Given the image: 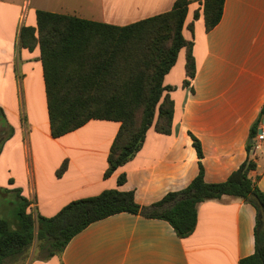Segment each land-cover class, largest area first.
<instances>
[{"label":"crops","instance_id":"obj_1","mask_svg":"<svg viewBox=\"0 0 264 264\" xmlns=\"http://www.w3.org/2000/svg\"><path fill=\"white\" fill-rule=\"evenodd\" d=\"M175 2L35 0L30 8L32 0L23 6L0 0V215L16 212L19 197L26 198L37 235L39 216L52 218L106 190L134 192L136 202L150 208L197 177L191 135L202 145L207 183L227 181L251 157L257 168L249 177L264 193V144L256 151L251 138L264 110V0H225L222 19L209 32L203 8L190 5L184 36L196 74L188 78L182 49L164 79L171 87L164 95L174 101L172 132L150 128L140 151L111 176L109 155L121 123L92 120L52 136L40 49L21 45V28H36L39 10L125 27L167 13ZM122 174L126 182L119 186ZM256 219L252 204L224 196L201 203L195 231L180 238L167 221L121 213L90 225L58 257L31 264H239L256 251Z\"/></svg>","mask_w":264,"mask_h":264},{"label":"trees","instance_id":"obj_2","mask_svg":"<svg viewBox=\"0 0 264 264\" xmlns=\"http://www.w3.org/2000/svg\"><path fill=\"white\" fill-rule=\"evenodd\" d=\"M203 7L206 30L214 29L221 21L225 0H176L171 11L125 26H107L75 16L37 11V27H22L20 42L34 50L39 46L46 83L51 133L60 138L74 132L92 120L121 123L109 155L106 176L114 174L142 148L150 128L170 134L174 121V101L165 92V76L175 66L179 53L187 49L186 72L189 79L196 74L192 43L184 36V28L192 3ZM199 11L194 19H199ZM192 24L189 28L192 30ZM189 85V81L185 82ZM264 110L252 128L251 138L257 135ZM199 173L192 183L179 193H169L152 207L174 204L164 213L153 212L149 218L167 221L180 238L190 236L198 223V206L224 196L242 199L257 210L253 255L239 264H264V193L249 177L256 163L248 157L227 181L209 184L205 181L202 164L203 149L193 135ZM251 147V146H250ZM250 153V149H248ZM63 166L59 173L64 171ZM259 179V178H258ZM126 175L118 178V185ZM180 197V198H179ZM18 226L12 228L0 217V264L16 260L36 237H49L53 251L50 259L62 254L69 243L93 223L108 217L129 213L139 215L143 208L134 192L106 190L98 196L70 203L52 218H35L27 212L29 201L19 197L15 204Z\"/></svg>","mask_w":264,"mask_h":264},{"label":"rangeland","instance_id":"obj_3","mask_svg":"<svg viewBox=\"0 0 264 264\" xmlns=\"http://www.w3.org/2000/svg\"><path fill=\"white\" fill-rule=\"evenodd\" d=\"M33 4H31L30 8L35 6L34 2L35 0H32ZM59 0H52L54 4L58 3ZM20 6H23L25 3V0H16ZM199 5V3H196V6ZM203 7L201 6V9ZM260 152L257 153L258 157L260 156ZM3 203V202H2ZM0 209H3V206L0 205ZM8 209V208H7ZM6 209V210H7ZM1 214V213H0ZM0 217L6 221L9 222V224L12 226V228L16 229L18 226V221H17V212L12 210L11 208L9 211H6L0 215ZM49 237H45L44 240L40 241L38 237H36L35 241L33 244L25 250V252L19 256L18 259L14 260H7L5 264H31L34 260H40L43 257H51L49 254L53 251L50 247V241ZM50 252V253H49ZM60 254H57L54 257H58Z\"/></svg>","mask_w":264,"mask_h":264},{"label":"water","instance_id":"obj_4","mask_svg":"<svg viewBox=\"0 0 264 264\" xmlns=\"http://www.w3.org/2000/svg\"><path fill=\"white\" fill-rule=\"evenodd\" d=\"M263 123H264V118H263ZM258 132L261 133L260 130ZM173 205L174 204H168V205H164L162 207H150L148 209L143 210L142 214L143 215H149V214H151L153 212L164 213L166 210L171 208ZM260 215H261V221H262V223H264V211L260 210Z\"/></svg>","mask_w":264,"mask_h":264},{"label":"built area","instance_id":"obj_5","mask_svg":"<svg viewBox=\"0 0 264 264\" xmlns=\"http://www.w3.org/2000/svg\"><path fill=\"white\" fill-rule=\"evenodd\" d=\"M259 130L261 131V133L259 132L257 133L254 144H253V147L256 151L260 150L262 145L264 144V123L263 122L260 124Z\"/></svg>","mask_w":264,"mask_h":264}]
</instances>
